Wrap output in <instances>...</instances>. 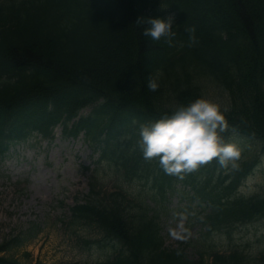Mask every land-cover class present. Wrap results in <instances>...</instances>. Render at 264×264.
Returning <instances> with one entry per match:
<instances>
[{"label": "trees", "instance_id": "trees-1", "mask_svg": "<svg viewBox=\"0 0 264 264\" xmlns=\"http://www.w3.org/2000/svg\"><path fill=\"white\" fill-rule=\"evenodd\" d=\"M150 1L32 0L41 6L30 9L22 1L9 8L14 23L0 30V140L7 130L19 132V110L27 101H36L43 125L65 109L75 112L89 104L97 109L96 125L106 115L120 125L122 106H137L156 118L205 97L211 85L230 92V104L220 103L228 125L252 139L264 138V0H171L177 6ZM172 10L179 14L170 40L144 35L149 17ZM0 22L6 18L0 16ZM152 78L159 84L154 91L148 87ZM156 182L163 193L168 184ZM209 201L214 212L200 218L206 231L196 258L181 246L164 247L156 211L143 201L137 207L114 195L110 205L100 200L94 207L79 206L74 223L101 235L87 239L88 248H120L117 258L111 255L114 264H264L263 252L255 258L238 250L219 253L210 238L264 216V194L217 199L218 207Z\"/></svg>", "mask_w": 264, "mask_h": 264}, {"label": "rangeland", "instance_id": "rangeland-1", "mask_svg": "<svg viewBox=\"0 0 264 264\" xmlns=\"http://www.w3.org/2000/svg\"><path fill=\"white\" fill-rule=\"evenodd\" d=\"M59 138L60 131L57 130V137L53 141L54 148L48 152L26 148L20 150L17 160L6 159L0 164L5 171L0 173L10 176V182L25 177L30 181L27 190L19 195L16 189L7 187L5 178H0V241L6 235L17 234L20 229L33 226L38 229L30 243L14 253L21 262L53 264L62 260L70 261L75 254L74 249L69 251L64 245L60 223L55 221L49 211V202L46 201L47 197L52 195V201L64 198L65 205L70 206L71 199L76 194L86 192V182L77 172V162L73 161L67 151L61 150L62 143ZM42 146L44 147V144ZM72 151L81 155L84 153V146L74 144ZM261 159L262 164L243 186L244 193H249L254 186L260 188L264 185V154ZM69 192L71 193L67 198ZM167 204L172 209L183 203L179 204L178 198L172 197ZM171 214L172 211H169L162 222L165 245L168 246L176 243L174 241L180 236L183 225L182 221L173 220ZM197 229L194 224L190 225V236H195ZM216 242L222 249L236 242L248 244L255 252L261 250L264 248V220L238 228L230 237H217ZM221 248L219 250H222ZM187 251L190 253L192 248L189 247ZM25 252L30 254L29 258L24 256Z\"/></svg>", "mask_w": 264, "mask_h": 264}, {"label": "clouds", "instance_id": "clouds-1", "mask_svg": "<svg viewBox=\"0 0 264 264\" xmlns=\"http://www.w3.org/2000/svg\"><path fill=\"white\" fill-rule=\"evenodd\" d=\"M144 35L153 40H169L174 31V17H149ZM153 91L159 87L155 78L149 79ZM228 120L221 104L205 97L178 106L170 115L139 126L140 147L145 158L159 157L160 164L169 174L191 172L201 164L218 158L222 166L234 162L241 155L235 142L221 135L228 128Z\"/></svg>", "mask_w": 264, "mask_h": 264}]
</instances>
